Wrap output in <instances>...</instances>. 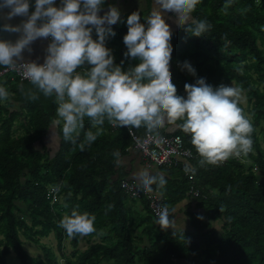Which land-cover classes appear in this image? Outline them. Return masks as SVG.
<instances>
[{
    "label": "trees",
    "instance_id": "trees-1",
    "mask_svg": "<svg viewBox=\"0 0 264 264\" xmlns=\"http://www.w3.org/2000/svg\"><path fill=\"white\" fill-rule=\"evenodd\" d=\"M226 4L229 0H201L197 5L193 18L206 19L212 26L203 36L191 35L187 25L172 32L170 71L182 96L185 83L194 84L197 78L214 87L242 86L247 105L241 107L255 129L253 151L218 167H197L191 178L184 172L185 164L173 166L170 176L179 181L167 184L162 200L171 207L188 197L203 211L191 216L189 231L162 230L144 199L139 200L145 213L138 220L133 217L129 201L137 199L122 191L121 177H113L112 153L119 150L122 155L131 146L125 127L106 121L98 139L81 151L84 131L91 129L86 119L76 143L61 139L51 154L35 144L42 143L55 116L54 98L40 95L29 100L26 94L34 89L28 80L12 78V73L0 77V85L11 94L8 101H0V264H264V0H231L225 8ZM34 10L35 0H30V13ZM143 17L147 16H141L145 23ZM112 27L116 34L106 46L115 64L127 70L138 61L124 55L126 21ZM184 61L195 68V77L178 66ZM133 131L145 133L143 128ZM161 133L180 135L195 155L186 163L197 166L190 136L178 129ZM54 186L59 191L52 203L48 192ZM191 187L198 190L197 196L189 194ZM73 209L96 216L97 231L88 236L101 241L81 250V236H76L70 241L73 252L67 254L68 236L58 225ZM146 224L149 227L139 233ZM51 233L55 249L41 241ZM22 238L39 245L42 256H31Z\"/></svg>",
    "mask_w": 264,
    "mask_h": 264
},
{
    "label": "clouds",
    "instance_id": "clouds-1",
    "mask_svg": "<svg viewBox=\"0 0 264 264\" xmlns=\"http://www.w3.org/2000/svg\"><path fill=\"white\" fill-rule=\"evenodd\" d=\"M55 2L35 0L31 13L30 0L0 3V9H9L6 19L27 17L20 25H3V31L20 35L14 43L0 39V66L12 71L22 69L23 77L34 89L28 91L27 99L35 101L40 95L54 98L56 112L48 127L53 143L62 139L75 144L84 131L86 119L91 129L84 131V142L79 144L81 151L98 139L106 121L113 127H127L141 149L145 140L136 136L134 129L143 128L145 136L157 145L165 142L162 131L178 129L190 136L199 157L197 166L185 163L184 172L190 178L197 167H218L230 158L247 157L253 151L255 129L241 107L242 86L221 83L214 87L205 78H197L194 84L185 83L186 96H182L173 83L170 71L173 33L164 13H175L179 26L187 25L186 31L191 35L203 36L211 24L192 16L201 0H154L150 14L143 17L145 23L138 11L128 15L124 55L138 63L127 70L115 64L112 50L106 46L108 38L116 34L112 26L121 22L118 7L110 5L100 15L105 0H61L59 7ZM39 38H51L44 62H24V51L31 52V44ZM178 66L196 76L188 61L178 62ZM10 95L0 85V101H8ZM112 155L119 166L120 151ZM132 178L144 193L163 198L168 183L163 173L153 174L145 167L134 172ZM223 210L221 207L220 211ZM176 211L168 204L158 206L156 225L162 230L176 229ZM95 221V215L73 209L58 226L69 238L84 237L97 231Z\"/></svg>",
    "mask_w": 264,
    "mask_h": 264
},
{
    "label": "crops",
    "instance_id": "crops-1",
    "mask_svg": "<svg viewBox=\"0 0 264 264\" xmlns=\"http://www.w3.org/2000/svg\"><path fill=\"white\" fill-rule=\"evenodd\" d=\"M59 4L61 3V0H57ZM154 0H105V4L103 8H108L111 6H116L120 9L121 12V20H127V16L130 15L134 11H138L141 16L145 15L148 16L153 8ZM164 18L166 22L170 25L172 32L178 29L180 26L177 23L176 20V14L172 12H166L164 13ZM171 131V130H169ZM51 131L48 129L43 138H42V145L40 142H36V147L41 148L44 146L46 150H48L51 154L54 153L59 146L60 140L57 143H53L50 139ZM122 156V163L117 166L115 163V173L113 175L114 179L121 177L122 179H128L131 181H135L132 178V174L134 172L139 171L142 168H149L153 174L157 172H161L165 175L168 183H175L179 181V178L171 177L172 173L178 168V164L176 165H170V166H156L154 164L147 165L144 161L142 155L139 151L129 146V148L121 155ZM180 161V164H185L187 162L186 159H178ZM174 166V168H173ZM182 168V167H181ZM138 183V182H137ZM167 183V184H168ZM155 188V186H153ZM131 212L133 214V217H135V220H138L141 214H144V202L137 199V200H130L129 201ZM170 208H176V229H169L172 232H183V231H189L191 229L190 225V218L194 214V212L201 211L199 208L196 207L195 202L192 201L190 198H184L180 200L178 203H176L174 206H171ZM203 211L200 213L202 214ZM218 226V225H216ZM149 227V224L143 225L138 230L139 233L143 229H147ZM71 238H66L64 241L65 244V252L67 254H70L73 252L72 246L70 244ZM101 241V239L98 236H84L80 238L79 242V248L81 250L86 249L90 244H93L94 242ZM144 241L147 242L146 237H144Z\"/></svg>",
    "mask_w": 264,
    "mask_h": 264
},
{
    "label": "built area",
    "instance_id": "built-area-1",
    "mask_svg": "<svg viewBox=\"0 0 264 264\" xmlns=\"http://www.w3.org/2000/svg\"><path fill=\"white\" fill-rule=\"evenodd\" d=\"M9 73H12V78L17 77L20 80H27L22 75V69L17 71L7 70L3 67L0 69V77ZM125 128L128 130L127 127ZM134 133L136 136L144 138L145 147L143 149L138 148L135 139L129 133L131 137V147L140 152L147 165L154 164L160 167L176 165L180 163L178 160L179 158L188 160L195 156L189 148L185 147L183 138L178 134L161 133V135L165 138V142L157 145L150 137L145 136V133L142 135L137 134L135 131ZM120 188L130 198L146 200L147 206L154 217H156L157 207L164 205V202L159 195L155 193H144L139 189L138 183L135 181L122 179L120 180ZM58 191V186H54L49 189L48 196L51 198L52 203L57 201ZM189 194L191 196H197L199 192L197 189L191 187Z\"/></svg>",
    "mask_w": 264,
    "mask_h": 264
},
{
    "label": "water",
    "instance_id": "water-1",
    "mask_svg": "<svg viewBox=\"0 0 264 264\" xmlns=\"http://www.w3.org/2000/svg\"><path fill=\"white\" fill-rule=\"evenodd\" d=\"M0 3H2V0H0ZM55 6L59 7L60 4L56 0ZM108 8H103L100 15H103L104 12H106ZM9 11V9H0V39L3 40H10L13 43L19 38L20 33H9L6 31H3V25L4 24H11V25H20L23 21L27 19V17L17 16L14 17L11 20L6 19V14ZM51 42V38H39L35 42L31 44V52L25 50L23 53L24 56V62H31L36 61L38 63L44 62V58L47 55V47L49 43ZM19 63V61H18Z\"/></svg>",
    "mask_w": 264,
    "mask_h": 264
},
{
    "label": "rangeland",
    "instance_id": "rangeland-1",
    "mask_svg": "<svg viewBox=\"0 0 264 264\" xmlns=\"http://www.w3.org/2000/svg\"><path fill=\"white\" fill-rule=\"evenodd\" d=\"M233 85L235 86L233 83H229L227 85ZM243 105H247V99L245 97V94L243 93V99H242V102H241ZM263 146H264V143H263ZM1 237V236H0ZM23 239V247L24 249L31 255V256H34V257H38V256H42V248L39 247V245H36L32 242H30L29 240H26L24 238ZM41 241L47 245V246H52L53 249H55L56 247V238L54 236L53 233H51L48 237H45V238H42ZM14 257V253L11 254V257L9 258V260ZM7 264H19L18 262H11V261H8Z\"/></svg>",
    "mask_w": 264,
    "mask_h": 264
}]
</instances>
